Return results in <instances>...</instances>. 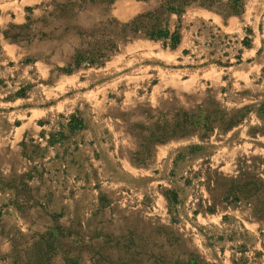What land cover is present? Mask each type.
Returning a JSON list of instances; mask_svg holds the SVG:
<instances>
[{"label":"rangeland","instance_id":"obj_1","mask_svg":"<svg viewBox=\"0 0 264 264\" xmlns=\"http://www.w3.org/2000/svg\"><path fill=\"white\" fill-rule=\"evenodd\" d=\"M58 1L0 0V264H264V0H151L177 47L119 39L70 78ZM27 17L40 41L4 36Z\"/></svg>","mask_w":264,"mask_h":264},{"label":"trees","instance_id":"obj_2","mask_svg":"<svg viewBox=\"0 0 264 264\" xmlns=\"http://www.w3.org/2000/svg\"><path fill=\"white\" fill-rule=\"evenodd\" d=\"M117 0H60L56 2L54 12L50 13L51 21L48 24L49 32L43 33L47 40L52 42L66 40L67 36L74 35L81 41L80 47L76 48L69 60L60 69L64 73H74L83 66H101L109 58L110 53L116 50L118 40L128 41L135 37H145L148 39H170L169 46L177 47L181 42V32L178 27L174 31L170 29L169 18L180 10L170 5L169 2L160 4L146 12L136 15L127 22H122L111 15V10ZM31 10V7H28ZM98 12V21L90 23V27H84L79 24L80 17L88 13V11ZM35 21L31 17H27V22L21 25H13L14 27L24 30L27 37H22L18 32L9 34L4 33L7 39L13 42H20L23 38H36L40 33L34 25ZM157 24V25H156ZM40 41V37L36 38ZM36 41V42H37ZM29 42V41H28ZM32 42V41H31ZM245 45H249L247 39L243 41ZM55 53L52 48L51 55ZM34 57V56H33ZM35 58H43L49 60L47 55H36ZM194 115H188L187 121L189 125L194 121ZM71 122H76V128L83 127L82 121L72 116ZM203 126H207L206 123ZM232 124V121L229 123ZM160 138L155 137V141ZM159 257L154 256L153 262L157 264ZM176 264H198L193 259L188 261L179 260Z\"/></svg>","mask_w":264,"mask_h":264},{"label":"crops","instance_id":"obj_3","mask_svg":"<svg viewBox=\"0 0 264 264\" xmlns=\"http://www.w3.org/2000/svg\"><path fill=\"white\" fill-rule=\"evenodd\" d=\"M154 2L151 0H117L112 13L122 20H130L136 15L154 8ZM70 78L73 74H64Z\"/></svg>","mask_w":264,"mask_h":264}]
</instances>
